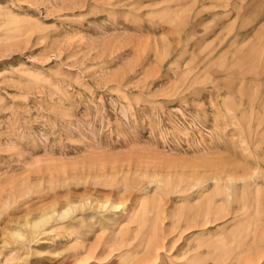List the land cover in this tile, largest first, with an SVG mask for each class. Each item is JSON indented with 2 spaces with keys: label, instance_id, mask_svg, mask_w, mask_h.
<instances>
[{
  "label": "rangeland",
  "instance_id": "obj_1",
  "mask_svg": "<svg viewBox=\"0 0 264 264\" xmlns=\"http://www.w3.org/2000/svg\"><path fill=\"white\" fill-rule=\"evenodd\" d=\"M0 264H264V0H0Z\"/></svg>",
  "mask_w": 264,
  "mask_h": 264
},
{
  "label": "bare ground",
  "instance_id": "obj_2",
  "mask_svg": "<svg viewBox=\"0 0 264 264\" xmlns=\"http://www.w3.org/2000/svg\"><path fill=\"white\" fill-rule=\"evenodd\" d=\"M69 207H67L65 210H63L62 212H61V216L63 215H65L68 211H69ZM46 219H48L47 218V216H45V217H42V218H39V219H37V220H35L34 221V224L35 225H39L41 222L43 223V221H45Z\"/></svg>",
  "mask_w": 264,
  "mask_h": 264
}]
</instances>
